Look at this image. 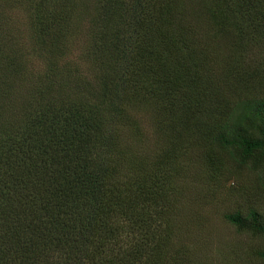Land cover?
I'll list each match as a JSON object with an SVG mask.
<instances>
[{"label":"trees","instance_id":"16d2710c","mask_svg":"<svg viewBox=\"0 0 264 264\" xmlns=\"http://www.w3.org/2000/svg\"><path fill=\"white\" fill-rule=\"evenodd\" d=\"M214 1L220 0H41L34 17H51L47 29L37 34L38 43L47 41L50 73L28 103L22 102L26 115L16 133L0 130V264L166 262L167 240L156 241L152 230L155 215L163 220L172 210L161 203L162 192L152 180L161 165L152 173L149 162L139 161L118 139L133 123L129 105H154L162 118L164 111L170 114L163 120L158 116L160 131L170 139L164 158L179 157L174 140L183 121L173 115L188 103L179 94L185 87L204 85L196 70L207 67L201 57L209 50L198 36L231 23L226 19L230 6ZM232 2L234 19L264 20V0ZM186 7L194 10L187 19L182 14ZM76 13L77 18L89 14L98 26L89 60L97 69L93 79L102 98L93 103L67 93L69 78L56 63L58 56H67L53 35L65 38ZM194 40L197 48L190 44ZM3 49L0 39V61ZM22 61L11 53L0 62L1 115L17 109L6 104L20 98L13 85L25 78ZM65 67L71 75L72 68ZM243 111L212 141L240 165L264 170V100L248 103ZM113 119L122 127L110 129ZM224 160L206 164L214 174L223 173ZM225 218L240 232L264 236V222L252 209L247 216ZM164 226L168 234L170 224ZM258 257L264 260V252Z\"/></svg>","mask_w":264,"mask_h":264},{"label":"rangeland","instance_id":"374dc122","mask_svg":"<svg viewBox=\"0 0 264 264\" xmlns=\"http://www.w3.org/2000/svg\"><path fill=\"white\" fill-rule=\"evenodd\" d=\"M40 3L41 0H0V39L5 51L0 62L5 63L14 53L21 57L26 67L25 78L16 80L13 85L20 98L6 104L9 107L13 104L17 109L12 113L4 110L0 114V130L8 136L15 134L16 125L24 121L22 116L26 113L22 102L28 103L36 86L41 85L50 73L48 66L52 57L44 48L47 41L38 43L37 34L38 30L41 33L47 29L51 17L43 16L35 21L34 14ZM214 4L230 6L226 19L231 23L224 21L219 30L198 36L203 47L209 50L200 56L207 67L196 70L204 85L185 87L179 94L180 100L188 101L173 115L183 121L175 133L177 140H174L178 143L179 157L164 158L162 151L170 139L160 131L158 116L163 120L170 114L164 111L162 118L154 105H129L128 117L133 123L118 139L139 161L149 162L152 173L161 165L152 180L157 191L162 192L161 203L166 202L172 209L163 220L157 215L153 218L156 241L167 240L164 250L168 251V259L161 264H264L258 257V253L264 252V236L240 232L225 218L236 213L247 216L252 209L264 222V170L240 165L212 141L224 125L243 115L248 103L264 100V20L258 22L250 16L234 19L232 0L214 1ZM190 12H194L191 7L182 10L186 19ZM97 13L93 11L94 18ZM88 15L77 18L76 13L67 36L58 39L55 33L53 38L63 43L67 56H58L56 62L58 72L67 76L71 83L66 84L67 93L93 103L102 98V90L93 79L97 69L89 60L90 44L97 42L98 26L92 25ZM240 25L243 33L238 31ZM129 26L127 24L126 28ZM226 26L227 32L224 31ZM194 42L190 41V44L194 45ZM54 45L56 47L58 43ZM170 60L174 62L173 58ZM66 64L72 68L71 75L65 70ZM0 74V89H4L1 80L4 73ZM115 124L122 127L113 119L109 128ZM215 158L227 160L223 173L214 174L206 164ZM165 180L167 183L161 189ZM168 224L170 229L166 234L164 225Z\"/></svg>","mask_w":264,"mask_h":264}]
</instances>
